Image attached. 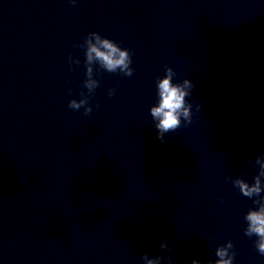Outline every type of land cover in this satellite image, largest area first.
<instances>
[{
  "label": "clouds",
  "instance_id": "clouds-1",
  "mask_svg": "<svg viewBox=\"0 0 264 264\" xmlns=\"http://www.w3.org/2000/svg\"><path fill=\"white\" fill-rule=\"evenodd\" d=\"M75 3V0H72ZM99 40V37H97ZM104 51H101L95 45H92L89 49L88 59H92V54L98 58L109 71H115L117 67L121 70H125V75L131 76L133 69L129 68L128 65L131 63L129 51L119 50L113 43L105 39L101 41ZM167 75L161 79L158 83L159 88V104L151 109V115L154 119L158 120L156 128L158 129V139L164 142V134L169 131H175L181 127V120L185 123H191V112L192 105L186 104L185 97L191 94V89L194 85L185 79L183 84H173L171 82L172 75L174 74L172 69H167ZM89 87H91L89 85ZM111 95V93H110ZM86 101L81 100L77 103L75 100L69 102L68 107L71 109H79L82 104ZM92 111L91 108L85 109V115H88ZM264 169V165H262ZM264 175V171L261 173ZM236 184L239 186L241 192L248 197H251L254 193L259 195L261 192L259 177L256 178V183L249 187L242 180H237ZM264 199V198H262ZM255 204L259 205V210H250L245 219L248 221V228L245 230V235L251 236L255 234L259 237L255 247L260 255L264 256V204L260 201H254ZM163 246V245H162ZM233 245L229 241L227 248H232ZM227 248H218L216 255L220 259L216 264H233L235 253L232 256H228ZM225 257H228L227 259ZM148 264H154L153 261H149ZM192 264H197L193 261Z\"/></svg>",
  "mask_w": 264,
  "mask_h": 264
}]
</instances>
